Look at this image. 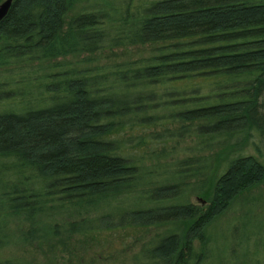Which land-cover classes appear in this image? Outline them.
<instances>
[{
	"label": "trees",
	"instance_id": "16d2710c",
	"mask_svg": "<svg viewBox=\"0 0 264 264\" xmlns=\"http://www.w3.org/2000/svg\"><path fill=\"white\" fill-rule=\"evenodd\" d=\"M261 148L264 0H12L0 21V250L31 255L0 264L173 222L146 264H203Z\"/></svg>",
	"mask_w": 264,
	"mask_h": 264
},
{
	"label": "rangeland",
	"instance_id": "374dc122",
	"mask_svg": "<svg viewBox=\"0 0 264 264\" xmlns=\"http://www.w3.org/2000/svg\"><path fill=\"white\" fill-rule=\"evenodd\" d=\"M142 54L146 55L145 52ZM76 59L77 57H70L68 61L75 63ZM95 64L105 66L107 61L100 57L94 64L93 62L80 63L81 66ZM198 141V138H186L178 150L197 145ZM245 151L247 154L257 156L253 148L247 147ZM261 151L264 152V149L261 148ZM170 159L171 156L168 157V161ZM189 183H192V180H189ZM194 192L195 190L189 191L185 201L196 204L197 199L200 198ZM169 203H173V201L162 204ZM182 227L181 222L144 229L125 227L111 236L110 234L107 236L110 237L104 249L88 252L80 257V262L77 261L80 264H146L141 253L143 248L158 237L173 232L180 233ZM15 228L16 224H12L11 229ZM207 231L211 241L208 246V258L203 264H264V182L239 194ZM30 256L27 248L23 249L13 245L0 250V261L2 262L6 260L19 261L23 258H30ZM33 259L39 264H64L60 259L46 257L42 254L36 255Z\"/></svg>",
	"mask_w": 264,
	"mask_h": 264
},
{
	"label": "water",
	"instance_id": "95a60500",
	"mask_svg": "<svg viewBox=\"0 0 264 264\" xmlns=\"http://www.w3.org/2000/svg\"><path fill=\"white\" fill-rule=\"evenodd\" d=\"M12 0H6L0 4V21L6 16L10 8Z\"/></svg>",
	"mask_w": 264,
	"mask_h": 264
}]
</instances>
